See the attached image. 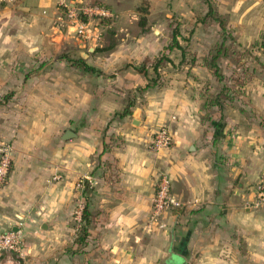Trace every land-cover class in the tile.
Here are the masks:
<instances>
[{
  "label": "crops",
  "instance_id": "0c3cea01",
  "mask_svg": "<svg viewBox=\"0 0 264 264\" xmlns=\"http://www.w3.org/2000/svg\"><path fill=\"white\" fill-rule=\"evenodd\" d=\"M20 1L92 2L112 16L128 12L121 5L127 0H108L112 6L107 0ZM227 3L230 13L260 18L259 42L233 14L232 25L235 35L247 37L246 47L264 50V0ZM15 12L0 0V95L9 91L14 104L21 100L13 110L15 129L10 120L8 129L0 127L14 147L0 188V230L20 231L27 251L20 264H264V205L255 203V183L264 175V59L242 58L241 84L197 61L205 90L189 94L172 80L139 89L148 79L134 65L152 56L155 45L143 38L119 42L110 48L115 52L85 60L98 71L66 59L19 58L16 42L1 41L6 32L14 38L2 20ZM160 125L172 141L153 149ZM67 129L74 135L63 138ZM160 173L171 179L179 204L164 213V227L153 228ZM81 195L90 212L83 246L71 218Z\"/></svg>",
  "mask_w": 264,
  "mask_h": 264
},
{
  "label": "rangeland",
  "instance_id": "374dc122",
  "mask_svg": "<svg viewBox=\"0 0 264 264\" xmlns=\"http://www.w3.org/2000/svg\"><path fill=\"white\" fill-rule=\"evenodd\" d=\"M208 2L212 3L216 9V15L223 19L225 31L217 21L208 24L200 22L206 12ZM8 3L12 8H15L17 15L5 14L2 21H4V25H10L7 27L13 28L9 30V34L14 38L11 39V36L6 32L1 35V41L16 42L15 51L19 58L44 57L48 63H53L50 60L60 59L75 63L77 58L82 57L80 52H86L89 45L96 44L98 46H96V50L88 52V55L82 57L84 60L93 59L95 53L99 56L112 53L114 50H110V48L117 47L119 42H138L143 38L145 43L156 46L152 51L153 55H148L150 62L162 54L165 56L158 67L159 76L156 79V84H166L165 82L172 80L176 83L177 89H185L189 94L205 90L207 81H202L203 78L197 73V61L206 65L205 62L209 59L210 54L214 53L215 48L222 43L218 63L221 73L227 77L231 76L234 79L233 72L237 73L242 70L241 66L237 68L242 58L248 59L247 61L257 59L255 63L259 62V58L264 59V50H253L249 46L246 47L247 37L242 34L252 31V38L255 37L254 41L259 42L257 30L261 25L260 18L253 10L248 13L256 16L250 18H244L243 14L241 15L238 11L230 13L227 0H127L121 5L129 13L117 12L115 16H96L91 21L90 26L93 31L100 32V38L96 42L90 39L87 41L84 38L75 39L72 34L67 32L70 30L74 32V26L69 25L72 22H68L71 17L67 13L66 6L59 2L47 4L46 1L37 3L8 0ZM107 3L112 6V2L108 1ZM2 4L7 3L3 2ZM232 14L235 15L236 20L242 23L240 25L243 31L241 34L235 35L232 25L235 19ZM239 14L241 17L238 16ZM141 21H144V24L141 25ZM174 28L178 29L180 33L178 40L185 50L182 60L179 48L169 49L166 47L172 41ZM6 31H8L7 28ZM79 42L81 44L85 42V46L80 45ZM10 54L11 51L8 55L10 56ZM102 58L104 59V57ZM141 63L142 61L139 64ZM48 65L50 69L55 67V64ZM21 66L26 69L30 67V65L24 64ZM213 69L208 68L210 73ZM151 72L154 77L155 73L152 70ZM236 76L238 75L236 74ZM221 88L224 91L229 88V85L224 83ZM11 94L13 93L8 91L0 95V127L2 129H8L6 125L9 120L12 129H15V125L19 123L14 118L17 114L13 110L21 100L17 99L14 104ZM18 115L27 123L26 116L28 115L22 112ZM12 137L15 138V134ZM0 139H10L9 142H13L10 137L6 138L2 134H0ZM25 148H29V152L33 150L31 146ZM13 153L14 147L11 150L12 156ZM83 206L84 199L81 195L74 200V208L71 213L76 234L82 233L84 227L81 217Z\"/></svg>",
  "mask_w": 264,
  "mask_h": 264
},
{
  "label": "built area",
  "instance_id": "2783aa9c",
  "mask_svg": "<svg viewBox=\"0 0 264 264\" xmlns=\"http://www.w3.org/2000/svg\"><path fill=\"white\" fill-rule=\"evenodd\" d=\"M67 13L71 17L68 22L74 26V33L79 38L96 39L100 37V32L93 31L91 21L96 17L111 16L112 11L104 4L92 2H75L64 4ZM172 135L168 127L160 125L152 134L151 147L159 149L171 144ZM11 143L5 139H0V188L6 183L12 164ZM171 179L166 173H160L155 192L152 197V208L150 212V223L153 228L164 227V213L179 202L172 193ZM255 203L264 205V175H261L255 183ZM27 251L24 240L18 230H0V264H20L25 258Z\"/></svg>",
  "mask_w": 264,
  "mask_h": 264
},
{
  "label": "trees",
  "instance_id": "16d2710c",
  "mask_svg": "<svg viewBox=\"0 0 264 264\" xmlns=\"http://www.w3.org/2000/svg\"><path fill=\"white\" fill-rule=\"evenodd\" d=\"M215 10L216 9L212 5V3L208 2L206 12L204 13L200 22L202 24H208L210 22L212 23L213 21H217L218 24L223 29V31H225L226 30L225 23H224L223 19L220 18L219 15H216ZM142 24H144V21H141V25ZM179 34L180 33H179L178 29L174 28L173 32H172V41L170 43H168V45H166V47L169 49H172L174 47L179 48L181 50V54H182L181 60H182L184 57L185 50H184V47L181 45V43L178 40ZM222 44L218 45L215 48V52L211 53L209 59L207 60V62H205L208 68H214L211 71V73L214 74L215 76H217L218 78H223V76H224L220 71V68H219L220 65L218 63V58L220 56V50H221ZM164 57L165 56L162 54V55L158 56L155 60L150 62V57L147 55L143 58L141 64L134 65V68L137 69L139 72L143 73L148 79L145 86L143 88H139V89L148 88V87L154 86L156 84V79L159 76L158 67H159V65H160V63ZM244 62L245 61L241 60L239 63L244 64ZM75 63L82 65L85 70L98 71L95 67L86 63V61L82 57L77 58L75 60ZM241 67H242L241 71H238L237 73L235 72L238 76L234 77L235 83H238V84H241L243 82L244 76H242V75H244V73L246 72L245 67L244 66H241ZM151 70L155 73L154 77L152 76ZM128 112H129V108L125 107V109L122 111V114H126ZM89 216H90V212H89L87 205L85 203V205L83 206V209H82V214H81L82 220L84 222V227L82 228V233L81 232H80V234L77 233V236L75 237V241L81 246L85 245L87 242V237L89 234L88 226H87L89 223V220H90Z\"/></svg>",
  "mask_w": 264,
  "mask_h": 264
},
{
  "label": "water",
  "instance_id": "95a60500",
  "mask_svg": "<svg viewBox=\"0 0 264 264\" xmlns=\"http://www.w3.org/2000/svg\"><path fill=\"white\" fill-rule=\"evenodd\" d=\"M85 55H86V53L84 52V53H83V56H85ZM72 135H74L73 131L70 130V129H67V130L65 131V133L63 134V138H67V137H70V136H72Z\"/></svg>",
  "mask_w": 264,
  "mask_h": 264
}]
</instances>
